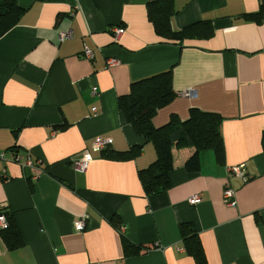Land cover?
I'll return each instance as SVG.
<instances>
[{"label":"crops","instance_id":"crops-1","mask_svg":"<svg viewBox=\"0 0 264 264\" xmlns=\"http://www.w3.org/2000/svg\"><path fill=\"white\" fill-rule=\"evenodd\" d=\"M14 1L25 10L0 37V211L12 214L23 243L9 248L0 230V264H197L180 232L188 223L203 264H264V11L251 18L260 0H173L174 29L201 21L213 29L181 42L157 36L146 16L151 0ZM164 71L176 96L152 124L172 114L185 120L191 107L219 113L224 160L203 150L188 167L194 148L174 147L169 188L148 196L138 170L155 149L117 98ZM188 89L196 95L182 94ZM97 137L106 148L94 146ZM134 146L142 148L133 158L102 155ZM81 160L85 171L71 168ZM239 165L242 175L230 172ZM226 185L233 205L222 196ZM194 194L202 199L191 205ZM123 239L141 251L124 256Z\"/></svg>","mask_w":264,"mask_h":264},{"label":"trees","instance_id":"trees-1","mask_svg":"<svg viewBox=\"0 0 264 264\" xmlns=\"http://www.w3.org/2000/svg\"><path fill=\"white\" fill-rule=\"evenodd\" d=\"M24 10L14 0H0V37L19 22ZM263 11L264 0H260L258 12L251 14V18L259 20ZM174 13L173 0H151L146 5L147 19L162 40L181 42L189 38H208L213 34L209 21L174 29L171 25ZM175 96L171 73L164 71L132 81L129 92L117 98V107L126 122L143 137V143L150 142L155 149L154 161L146 168L138 170L142 191L148 196L169 188L174 147L194 148V153L186 161L188 167L198 164L199 153L203 150L213 151L217 163H222L224 160V142L221 132L223 118L219 113L191 107L185 120L172 114L164 125L155 127L152 124V118L157 110L168 105ZM261 145L264 150V131L261 136ZM141 148L142 146H134L125 151L103 150L102 155L111 159H128L136 156ZM1 214L5 216L7 225L0 230L8 247H18L23 240L12 214L0 211ZM180 232L185 251L197 264H203L205 258L196 228L189 223L183 224ZM122 248L124 256H134L141 251L140 246L126 239L122 241Z\"/></svg>","mask_w":264,"mask_h":264},{"label":"built area","instance_id":"built-area-1","mask_svg":"<svg viewBox=\"0 0 264 264\" xmlns=\"http://www.w3.org/2000/svg\"><path fill=\"white\" fill-rule=\"evenodd\" d=\"M123 31V28L122 27H113L112 29V32H113V36H114V39L117 40L119 38V36L121 35ZM71 37V31L70 30H67V31H62L60 33V40H64V39H67V38H70ZM82 55L86 58H90L92 57V51L88 48V47H84V50L82 52ZM116 61L114 59H111L109 60L107 63L108 65L110 64H113L115 63ZM184 95L186 96H190V97H193L196 95V92L194 89H188L186 91H183ZM108 140L107 139H104V138H101V137H97L95 140H94V146L98 149H104L106 148L107 144H108ZM3 156V153H0V157ZM16 159L15 160H20V156L19 155H15ZM22 165L23 166H31L32 163L30 161V159L28 158L26 161L22 162ZM71 165V168L76 170V171H85L86 167H87V161L85 160H81V161H71L70 163ZM241 167L242 165H239V166H232L229 168L230 172L234 173V174H237V175H242V172H241ZM222 196L224 198V200L226 201V203L230 204V205H233L235 203V192L234 190L227 186L224 188L223 190V193H222ZM202 197L200 194H194L192 195L190 198H188V203L191 204V205H194V204H197L201 201ZM87 218V215H85L81 220H78L74 223V227L77 231H81L84 229L85 227V220ZM7 225V222H6V218L3 214L0 215V228H3Z\"/></svg>","mask_w":264,"mask_h":264}]
</instances>
